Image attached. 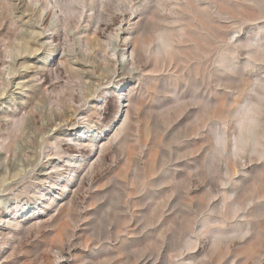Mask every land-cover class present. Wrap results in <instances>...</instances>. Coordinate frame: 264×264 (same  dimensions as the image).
I'll return each mask as SVG.
<instances>
[{
	"label": "rangeland",
	"instance_id": "rangeland-1",
	"mask_svg": "<svg viewBox=\"0 0 264 264\" xmlns=\"http://www.w3.org/2000/svg\"><path fill=\"white\" fill-rule=\"evenodd\" d=\"M85 2L0 0V264H264V0Z\"/></svg>",
	"mask_w": 264,
	"mask_h": 264
},
{
	"label": "bare ground",
	"instance_id": "bare-ground-1",
	"mask_svg": "<svg viewBox=\"0 0 264 264\" xmlns=\"http://www.w3.org/2000/svg\"><path fill=\"white\" fill-rule=\"evenodd\" d=\"M42 1V8H41V10H39L40 12H39V14L37 15V17H36V19H37V22H40V21H43L52 11H55L56 9L55 8H58V10L59 11H61V12H63V13H65V14H67V15H72V14H74L75 13V11H76V8L74 7V6H72V3L73 2H78V3H82L83 5H85V1L86 0H68V2H70V3H67V1H64V0H41ZM55 9V10H54ZM58 11V12H59ZM124 10H122V12H123ZM55 13H57L56 11H55ZM49 17V16H48ZM47 20V19H46ZM42 23V22H41ZM31 44L27 41V40H24L23 39V41H21L20 43H19V45H17V46H15V47H11V49L8 51V50H6L7 52L5 53V57L6 58H10V61L8 62V74L9 75H13L15 72H16V64H15V62H16V59H18L23 53H32L33 51H34V49H33V46H30ZM96 45L97 44H95L94 42H88L87 43V47L89 48V49H91V50H96L97 48H96ZM99 45V44H98ZM6 63V62H5ZM22 66H24V65H22ZM76 78H78L79 80H78V82L80 81V79H81V76H79V75H76ZM68 80V79H67ZM71 80V79H70ZM67 84H69V82H67ZM81 84V83H80ZM64 86V85H63ZM69 86V85H68ZM50 87H52V86H50ZM67 87V86H66ZM70 88H72V87H70ZM66 89V88H65ZM64 89V91H66ZM73 92V91H72ZM72 92H69L68 93V96H69V101L70 100H72V101H74V99L75 98H77V97H75L76 95H74ZM37 93V92H36ZM82 93V92H81ZM81 93H79V94H81ZM42 94V93H41ZM34 95H36L37 97L36 98H38V100H41L42 102L44 101H46V102H48L49 101V98L45 95V94H43V95H37V94H34ZM84 95V94H83ZM83 96H81V98H82ZM63 101V100H62ZM250 129V128H249ZM10 130V129H9ZM250 136H251V134H250ZM223 139V138H222ZM236 145V144H235ZM245 146V145H244ZM244 146H242V148L244 149ZM8 147H10V145L8 146ZM238 147V146H237ZM240 148V147H239ZM6 179H5V176L4 177H2L1 179H0V187H1V185H2V183L5 181ZM3 186V185H2ZM260 190V189H259ZM261 193V192H260ZM139 221V220H138ZM261 224V223H260ZM128 253V252H127ZM121 261V260H120Z\"/></svg>",
	"mask_w": 264,
	"mask_h": 264
}]
</instances>
